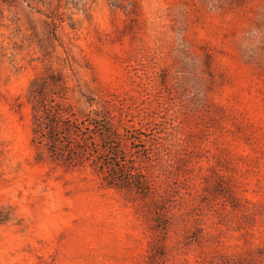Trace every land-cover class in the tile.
Segmentation results:
<instances>
[{
	"label": "rangeland",
	"instance_id": "rangeland-1",
	"mask_svg": "<svg viewBox=\"0 0 264 264\" xmlns=\"http://www.w3.org/2000/svg\"><path fill=\"white\" fill-rule=\"evenodd\" d=\"M0 264H264V0H0Z\"/></svg>",
	"mask_w": 264,
	"mask_h": 264
},
{
	"label": "trees",
	"instance_id": "trees-1",
	"mask_svg": "<svg viewBox=\"0 0 264 264\" xmlns=\"http://www.w3.org/2000/svg\"><path fill=\"white\" fill-rule=\"evenodd\" d=\"M44 86L43 85H36L34 89V94L37 95V97H41V95L44 93ZM52 122L51 120H49Z\"/></svg>",
	"mask_w": 264,
	"mask_h": 264
}]
</instances>
